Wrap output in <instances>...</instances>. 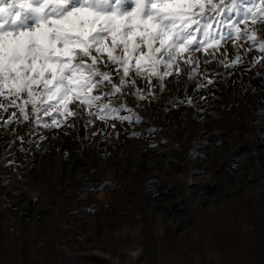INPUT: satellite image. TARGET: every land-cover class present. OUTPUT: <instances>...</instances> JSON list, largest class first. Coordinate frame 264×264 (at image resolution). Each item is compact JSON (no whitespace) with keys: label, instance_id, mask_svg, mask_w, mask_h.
I'll use <instances>...</instances> for the list:
<instances>
[{"label":"rangeland","instance_id":"1","mask_svg":"<svg viewBox=\"0 0 264 264\" xmlns=\"http://www.w3.org/2000/svg\"><path fill=\"white\" fill-rule=\"evenodd\" d=\"M251 4L223 0L209 31L233 39L163 81L137 79L100 111L70 103L74 115H44L28 105L24 120L5 102L0 119L15 112L19 123L0 125V264H264V23L243 22ZM245 28L255 42L237 34ZM212 228L232 242L208 248Z\"/></svg>","mask_w":264,"mask_h":264},{"label":"snow or ice","instance_id":"2","mask_svg":"<svg viewBox=\"0 0 264 264\" xmlns=\"http://www.w3.org/2000/svg\"><path fill=\"white\" fill-rule=\"evenodd\" d=\"M222 3L223 0L219 4L215 0H0V109L7 111L5 102L17 107L24 113V120L29 119L25 112L28 105L32 112L44 115L53 110L74 115L70 103L81 110L96 105L100 111L103 99L121 93L139 78L163 81L180 71L181 61L190 65L197 59V52H207L219 46L221 40L233 39L232 33L223 36L217 32L214 37L209 31L215 22L212 13L218 15ZM249 17L253 24L257 18L264 23V0H252L251 7L243 12V22ZM230 26L237 29L238 22ZM237 34L255 42L247 28ZM260 51L264 52V43ZM237 62L239 56L234 61ZM161 68L165 69L163 73ZM113 76L118 82L113 81ZM18 100L22 105L17 104ZM102 107L109 109L110 103ZM105 118L99 116L101 120ZM53 126L59 125L53 121Z\"/></svg>","mask_w":264,"mask_h":264},{"label":"bare ground","instance_id":"3","mask_svg":"<svg viewBox=\"0 0 264 264\" xmlns=\"http://www.w3.org/2000/svg\"><path fill=\"white\" fill-rule=\"evenodd\" d=\"M236 61V60H235ZM257 79V78H256ZM210 87V86H209ZM206 90V89H205ZM105 93H107V91H104ZM213 97V96H212ZM173 98V93H169V95L166 97V99H165V101L168 103V102H170V104H171V106H175L176 105V103H178L179 101H174V102H172L171 100H173L172 99ZM183 99V98H182ZM185 100V99H184ZM187 100V99H186ZM181 101V100H180ZM192 101V100H191ZM209 101H211V100H209ZM260 101V100H259ZM192 104V103H191ZM186 103H182L181 105H179L178 104V113L180 114V116H181V118L182 119H184L183 121H185V119L187 118V116H188V114L187 113H185V111H187V107H186ZM200 105H201V103H200ZM200 105H197V106H200ZM208 105H210V104H208ZM197 106H195V107H197ZM114 108V107H113ZM8 111V110H7ZM253 112V111H252ZM205 114V113H204ZM2 115V114H1ZM4 116V115H3ZM5 117V116H4ZM7 118H8V116H7ZM15 122H17V123H19V121H18V118L17 117H12L10 120H7V119H3V120H1L0 119V125L1 126H9L10 128H13V126L15 125ZM9 129V128H8ZM12 130V129H11ZM9 133H10V131H9ZM103 146H104V144H103ZM246 152V151H245ZM250 152V151H249ZM246 154V153H245ZM104 155V154H103ZM248 157V156H247ZM169 165V164H168ZM226 166V165H225ZM173 167V166H172ZM226 168V167H225ZM240 168V167H239ZM199 170V169H198ZM233 170V169H232ZM218 171V170H217ZM229 171V170H228ZM242 171V170H241ZM239 173V172H238ZM238 173H236V174H238ZM244 173V172H243ZM240 175V174H239ZM247 175V174H246ZM233 178V177H232ZM250 179V178H249ZM146 180V179H145ZM213 180V179H212ZM159 183V182H158ZM249 183V182H248ZM103 183H99V181H98V183H92V189H97V188H100L101 187V185H102ZM163 184V183H162ZM156 185V184H155ZM157 186V185H156ZM249 186V185H248ZM158 187V186H157ZM156 187V188H157ZM194 187V186H193ZM148 188V187H147ZM151 188V187H150ZM155 188V187H154ZM168 188V187H167ZM212 188V187H211ZM152 189V188H151ZM202 189V188H201ZM147 190V189H146ZM162 190V189H161ZM169 190V189H168ZM223 190V189H222ZM244 191V190H243ZM173 192V191H172ZM172 192H170V193H172ZM156 193H158V191H157V189H156ZM166 193V192H165ZM198 193V192H197ZM174 195V194H173ZM192 195V194H191ZM205 195V194H204ZM206 196V195H205ZM174 197V196H173ZM153 198V197H152ZM191 198V197H190ZM174 199V198H173ZM22 200V199H21ZM170 201V200H169ZM159 202V201H158ZM168 202V201H167ZM22 204V203H21ZM161 204V203H160ZM153 205V204H152ZM198 205V204H197ZM196 205V206H197ZM216 205V204H215ZM214 204H210V205H208L206 208H208L207 210H208V212H210V213H214V212H216V206H215ZM23 206H26V204H23ZM152 207V206H151ZM22 212V211H21ZM155 212V211H154ZM23 213V212H22ZM161 213V212H160ZM167 214V213H166ZM179 214V213H178ZM158 215V214H157ZM177 219V218H176ZM183 220V219H182ZM182 225V224H181ZM180 225V229L178 230L179 232H181L182 233V236H183V238H187L188 236H191L193 233H194V231H195V226H196V222L195 221H192L191 220V222H189V223H185V224H183V226H181ZM175 230H177V229H175ZM234 230V229H233ZM209 232H208V237H207V239H206V243L208 244V248L209 247H217V249H218V247H220V246H222V245H227V244H229L230 242H232V240H231V238L229 237V235L227 234V232L226 231H224L223 229H221V228H212V229H209L208 230ZM251 236H254V237H250L251 238V241H252V243L255 245V247L256 248H259V238L257 237V236H255V235H251ZM171 239V238H170ZM188 241V240H187ZM214 250H215V248H214ZM190 251V250H189ZM174 252V251H173ZM188 259H190L191 261H192V255L190 254V255H188ZM258 257V256H257ZM194 260V259H193ZM199 260V262H201L202 260H200V259H198ZM198 260L196 261V264H197V262H198ZM238 262V261H237ZM187 263V262H186ZM202 263V262H201ZM201 263H199V264H201ZM190 264H193L192 262L190 263Z\"/></svg>","mask_w":264,"mask_h":264}]
</instances>
